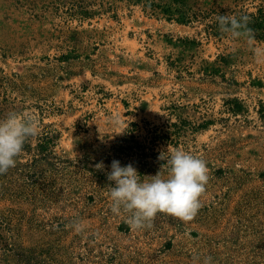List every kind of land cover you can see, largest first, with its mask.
I'll use <instances>...</instances> for the list:
<instances>
[{
    "label": "rangeland",
    "instance_id": "374dc122",
    "mask_svg": "<svg viewBox=\"0 0 264 264\" xmlns=\"http://www.w3.org/2000/svg\"><path fill=\"white\" fill-rule=\"evenodd\" d=\"M223 14L247 15L254 40L222 34ZM254 48L264 0H0V118L39 121L0 175V264H264ZM115 113L131 118L122 134ZM172 148L206 161L202 207L191 222L161 213L132 230L110 210L111 162L166 176Z\"/></svg>",
    "mask_w": 264,
    "mask_h": 264
},
{
    "label": "clouds",
    "instance_id": "9594fccd",
    "mask_svg": "<svg viewBox=\"0 0 264 264\" xmlns=\"http://www.w3.org/2000/svg\"><path fill=\"white\" fill-rule=\"evenodd\" d=\"M216 22L219 31L230 39L252 41L255 38L248 27L250 18L247 15H218ZM253 52L257 61L264 63V49L254 48ZM130 122L131 118L123 113L110 117V123L120 129L116 134L124 133ZM38 130V117L32 113L10 111L0 118V175L15 167L24 144L36 136ZM166 164V176L158 171L141 179L131 163L121 166L118 160L111 162L107 173V180L114 182L108 186L110 210L116 216H124L125 223L132 230L151 229L156 216L161 213L185 223L198 215L202 207L201 197L210 179L206 161L182 148H172ZM96 168L102 170L103 163H97ZM69 227L79 234L86 226L77 219ZM196 264H214V261L211 256H204L202 261L196 257Z\"/></svg>",
    "mask_w": 264,
    "mask_h": 264
}]
</instances>
